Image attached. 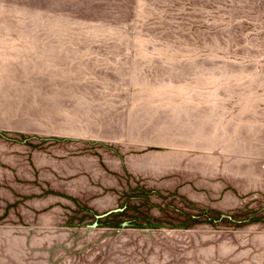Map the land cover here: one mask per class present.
<instances>
[{
    "label": "rangeland",
    "instance_id": "obj_1",
    "mask_svg": "<svg viewBox=\"0 0 264 264\" xmlns=\"http://www.w3.org/2000/svg\"><path fill=\"white\" fill-rule=\"evenodd\" d=\"M0 264H264V0H0Z\"/></svg>",
    "mask_w": 264,
    "mask_h": 264
}]
</instances>
